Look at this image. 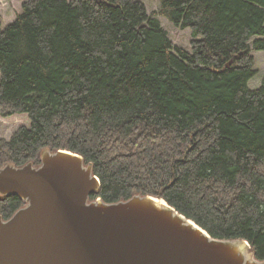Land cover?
Listing matches in <instances>:
<instances>
[{
    "label": "trees",
    "instance_id": "trees-1",
    "mask_svg": "<svg viewBox=\"0 0 264 264\" xmlns=\"http://www.w3.org/2000/svg\"><path fill=\"white\" fill-rule=\"evenodd\" d=\"M29 0L0 22V117L30 126L0 139V169L82 156L106 204L150 196L264 262V0ZM157 16L190 29L178 48ZM230 66L228 67V65ZM26 202L0 195L11 219Z\"/></svg>",
    "mask_w": 264,
    "mask_h": 264
},
{
    "label": "water",
    "instance_id": "water-1",
    "mask_svg": "<svg viewBox=\"0 0 264 264\" xmlns=\"http://www.w3.org/2000/svg\"><path fill=\"white\" fill-rule=\"evenodd\" d=\"M100 186L69 151L45 150L40 167L0 169V195L26 202L0 216V264H264L245 259L247 241L214 239L157 198L91 202Z\"/></svg>",
    "mask_w": 264,
    "mask_h": 264
},
{
    "label": "rangeland",
    "instance_id": "rangeland-1",
    "mask_svg": "<svg viewBox=\"0 0 264 264\" xmlns=\"http://www.w3.org/2000/svg\"><path fill=\"white\" fill-rule=\"evenodd\" d=\"M29 0H0V22L3 28H7L13 24L17 17L23 13V5ZM70 1V0H69ZM142 2L148 11L149 15L158 13L160 10L159 0H137ZM163 28L168 32L170 39L178 48L191 52V42L193 40L192 31L190 29L182 30L175 27L166 18L157 16ZM255 59L256 74L249 81L248 87L250 90H258L264 81V51H253ZM22 126H30L29 119L26 115L14 116L11 118L0 117V139H9L11 135Z\"/></svg>",
    "mask_w": 264,
    "mask_h": 264
},
{
    "label": "bare ground",
    "instance_id": "bare-ground-1",
    "mask_svg": "<svg viewBox=\"0 0 264 264\" xmlns=\"http://www.w3.org/2000/svg\"><path fill=\"white\" fill-rule=\"evenodd\" d=\"M160 201V203H163V204H165L164 203V201H161V200H159ZM190 223H192V222H190ZM193 224V223H192ZM244 256H245V259H249V258H251V254H250V252H249V248L247 247V252H245L244 253Z\"/></svg>",
    "mask_w": 264,
    "mask_h": 264
}]
</instances>
